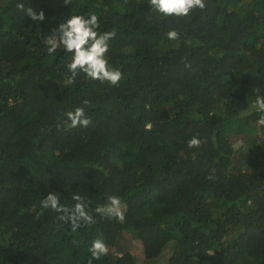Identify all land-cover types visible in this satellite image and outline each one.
<instances>
[{
  "label": "trees",
  "instance_id": "trees-1",
  "mask_svg": "<svg viewBox=\"0 0 264 264\" xmlns=\"http://www.w3.org/2000/svg\"><path fill=\"white\" fill-rule=\"evenodd\" d=\"M205 5L164 17L149 0H0V264H87L96 238L109 254L93 264H264V126L251 109L254 89L264 95V0ZM91 13L116 31L118 85H68L72 54L47 51L60 23ZM76 107L88 127L70 126ZM49 192L69 208L78 193L96 223L72 232L41 208ZM109 195L122 222L94 211Z\"/></svg>",
  "mask_w": 264,
  "mask_h": 264
},
{
  "label": "clouds",
  "instance_id": "clouds-1",
  "mask_svg": "<svg viewBox=\"0 0 264 264\" xmlns=\"http://www.w3.org/2000/svg\"><path fill=\"white\" fill-rule=\"evenodd\" d=\"M72 0H64V4L71 3ZM151 10L164 17H187L194 10H203L205 0H149ZM19 9H23V4H18ZM26 14L32 21H42L44 13L34 12L31 8L26 10ZM100 21L95 13L87 17L80 14H71L63 23L53 30L51 37L45 39L48 45L47 51L52 54L57 48L62 47L66 53H71V60L67 64L70 75L67 77L66 84L73 85L77 82V77L83 74L85 79L108 82L111 85H118L122 79V72L109 65L107 53L109 51V41L114 39L116 31L100 32ZM59 32V39L56 33ZM166 36L169 40H178L179 33L175 29H170ZM257 93L252 102L251 109L259 113L256 124L264 126V95H259L260 89L256 88ZM87 105L89 101L84 100ZM247 114H251L248 112ZM65 116L70 121L71 127H88L91 123L90 118L85 114L83 107H76L73 111H68ZM151 124H146V130H151ZM188 143L190 148H199L202 141L196 135L192 136ZM233 149L239 150L244 147L243 140H237ZM72 199L75 201L73 207L69 208L60 203V195L56 192H49L45 198L40 201L42 209H50L59 213V220L70 222L72 232L77 231L82 226H91L96 223L93 215L87 210L88 202L78 193H74ZM96 214L101 217L115 218L122 222L126 206L122 204L121 198L117 195H109L105 204L97 205L94 209ZM37 213V217H39ZM90 256L87 264H93V261H99L102 257L109 254V246L102 238H96L91 241L87 249ZM213 253H209L212 255Z\"/></svg>",
  "mask_w": 264,
  "mask_h": 264
},
{
  "label": "rangeland",
  "instance_id": "rangeland-1",
  "mask_svg": "<svg viewBox=\"0 0 264 264\" xmlns=\"http://www.w3.org/2000/svg\"><path fill=\"white\" fill-rule=\"evenodd\" d=\"M127 236L130 238L131 240V246L133 247V255L135 258L139 260H141V255L139 253L140 251V244L138 243L137 241V237H136V234L134 232H128L127 233Z\"/></svg>",
  "mask_w": 264,
  "mask_h": 264
}]
</instances>
